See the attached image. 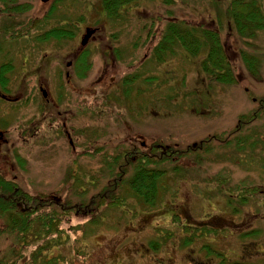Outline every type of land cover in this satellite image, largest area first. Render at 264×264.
<instances>
[{
	"label": "rangeland",
	"instance_id": "obj_1",
	"mask_svg": "<svg viewBox=\"0 0 264 264\" xmlns=\"http://www.w3.org/2000/svg\"><path fill=\"white\" fill-rule=\"evenodd\" d=\"M230 1L172 0L168 4L161 2V0H154L148 3L140 2L133 6L130 15L127 12L121 15V19L126 20L125 22L146 21L148 25L151 23L150 18H152L153 24L156 26L158 23L155 17L161 19L160 24L164 23V19L175 18L184 20L187 23H197L199 26L217 29L220 32L226 55L233 67L234 75L237 78V82L233 85L213 82L208 87L200 84L206 81V76H199L195 71H192L190 76L183 77V85L187 84V86L185 85L186 87H184L182 93L183 99H178L180 104L159 103L156 99L163 93L161 91H151L150 97L142 93L139 105L146 107L140 108L141 113L139 115L128 117L130 128L124 127L118 117L119 115L115 114L117 108H120V105L123 104V99L117 100L115 94L110 95L108 93L111 78L119 79L127 76L126 73L128 72H123V68L127 65L122 63L126 60L112 61L113 57L110 56L108 47L112 43L109 39H105L104 42L98 41L97 46L92 41L87 44L86 47L91 52L92 66L86 77L78 81V84L83 87L80 88L86 90L80 91L85 92L86 99L79 96L77 92L71 95L69 99L66 98L65 91H62L60 95H58L57 90L54 92L59 100L58 110L63 111L68 106L71 111L66 118V123L73 130L72 139H76V148L78 145L80 148L83 147L77 156L70 152L68 139L61 133L53 131L49 134L40 132L36 136L28 135V140H19L14 130V127L22 122L18 117V115H21L20 110L17 108L19 103L0 100V122L3 126L1 128L8 131L12 150L19 151L21 157L26 158L29 164L27 171L19 169L13 172L9 166L4 169L1 164L0 169L9 178H13L14 174L18 175V178H15L17 179V187L33 195L42 193L49 200H54L51 195L55 194L60 197V202L62 200L68 202V199L78 201L79 198L73 192H77L79 188L71 185H81L86 195H90L101 188L100 183L96 181L92 184L84 183L82 179L75 182L77 180L73 179L75 171L82 172L86 178L92 177L93 180L99 176H104L103 180L105 182L110 179L108 174L98 170L102 163V158L98 154L101 147L108 154L112 151L113 146L118 143L124 149L130 147V150L140 153L149 152V147L157 145L155 143H160L162 146L165 145L167 148L172 149L174 147L173 142L175 146L182 149L178 153V159L166 164V160L161 157V149L152 148L151 153L154 156H159V161L147 167L160 171L166 170L164 175L159 177L156 182L158 195L155 204L148 205L143 200L138 199L139 197L128 187L127 180H125L118 195L120 198L124 197L126 205L115 208L103 206L99 209L93 206V213L91 214L85 213L86 209L89 208L88 206L83 211H80L78 207L77 210H73L74 213H69V211L62 215L63 220L60 226L63 232L56 236L55 242H51L54 244L53 247L47 249L52 253L51 262L38 263L33 256L35 248L33 244L11 254L8 246L9 240L7 238L0 239V256L6 253L7 259H9L8 264H83V261H80L81 256L84 250L89 247H91L92 252L91 250L88 251V263L85 264H149L147 247L157 243L155 232L160 228H169L172 225L169 219L161 216L162 212L166 210L164 205L170 207V202L165 203L164 198H171L174 194H178L180 199L185 202L178 206L172 205L171 209L182 217L188 215L194 219H201L206 214L215 211H218L219 216L226 215L227 212H223L222 204H225L228 200L224 199L228 192L226 189L228 184L225 183V181L228 182V178L230 189H234L233 185L238 183V180L243 176L250 178L242 181L241 185L244 188L246 186L252 188L255 187V184H259L261 186L256 185V190L264 189V146L251 141L256 136L248 140L246 147L241 151L235 149L237 146L230 149L222 148L217 145L216 140V138L224 139L225 136H229L230 133L236 130L240 126V122L237 121L238 117L256 105L253 98L264 93V29L258 31L257 36L252 40L240 38L235 33L232 22L227 16L226 7ZM93 2V0L85 1L78 7L72 4L63 7L65 13L74 10L76 14H65L64 18L58 21L57 24L66 22V25H60V27L67 28L73 21H83L85 24L90 25L96 22H105L100 17V13L90 9ZM34 6L35 9L28 12L30 16H34L40 11H46V8L50 5H42L38 0H35ZM6 20L5 17L4 21ZM13 21H16V19H13ZM43 28L45 26L42 24L35 27L30 33L36 34L38 32L37 34H39ZM114 30L115 25L109 24L105 27L103 35L106 37L113 36L115 35ZM155 30V28H151V31ZM1 34L0 31V36ZM9 36L10 34L5 33L0 37V40ZM6 41L9 42H2V47L11 42L9 39ZM7 46V52L14 51L13 43ZM27 47H29V43L24 40L22 48ZM42 48L55 51L53 53L57 61L55 71L59 73L55 75L58 77V85L63 86V63L71 57L75 49L74 41L40 44L39 55L42 53ZM239 49L257 56L259 62L258 77H254L248 72L239 57ZM142 54H145V51L139 50L137 56L131 60L133 71L136 69V62L142 58ZM167 61L170 62L167 70L174 77L191 72L185 71L190 69V65L179 54L171 56ZM145 69L147 73L153 74V66L146 65ZM129 71L131 72V69ZM183 71L185 72L182 73ZM157 74L162 75L160 79L158 78V81L167 80L164 68H162V71L158 70ZM94 82H97V87L89 88V85ZM198 83L199 85H197ZM151 85L153 84L151 83ZM100 99L101 102H99ZM125 100L128 103H133L134 97L127 95ZM80 101L81 105L79 107ZM36 103L38 104L39 100ZM86 105L90 110L85 112V116L82 118L80 108ZM95 106H101L99 109H103V112L101 114L93 112L92 109ZM28 117L29 113L26 114L24 119H28ZM257 118L259 119L250 122H248V119L240 126V132L243 136L262 134L260 141L264 144V115L259 114ZM4 119L6 123L2 121ZM84 124L86 127L94 124L100 126L105 124L107 129L103 135L89 136ZM222 131H224L222 133L224 136L214 134V139L207 140L206 148L186 151L185 148L188 144L191 147L190 143L204 139L209 133H220ZM140 141H144L145 144L141 145ZM212 142L220 147V150L219 148L210 149L212 148ZM84 150L87 151V154L83 153ZM205 150L210 153L203 154L202 152ZM242 153L245 156L238 157ZM247 153L252 157L246 156ZM258 155H260L259 159L254 158ZM140 157H137V160ZM18 168L19 165L17 164ZM231 170L232 174L228 177ZM211 171L219 172L213 175V182L215 186L220 184L224 186L221 190V193L225 196L224 200L216 195L215 187L208 186L209 177L207 176L211 175ZM68 185L71 188H68ZM247 195H249V192ZM254 196H261V193ZM187 201L191 204H187ZM231 201L229 208L234 205L232 197ZM166 212L168 214L172 213L170 209H167ZM67 216L68 219H66ZM172 228L174 229V227ZM48 238L49 236L40 239L38 244L47 241Z\"/></svg>",
	"mask_w": 264,
	"mask_h": 264
},
{
	"label": "flooded vegetation",
	"instance_id": "obj_2",
	"mask_svg": "<svg viewBox=\"0 0 264 264\" xmlns=\"http://www.w3.org/2000/svg\"><path fill=\"white\" fill-rule=\"evenodd\" d=\"M134 5V2H130L123 5L122 9H125L128 15H130ZM106 15V22H96L90 25L82 21L68 26H76V34L73 33V35L68 36V41H74L75 49L69 60L63 63V86L58 85V77L55 75L59 74L55 71V64L57 63L53 56L55 51L44 50L40 55L38 53L40 44L38 32L36 33L37 35H23V31L18 27L15 35L11 33L8 38H1L0 100L9 103H19L17 108L20 110L21 115H18V117L22 122H20V125L14 127L19 140H28V135L36 136L40 132L48 134L51 131L61 133L68 139L70 152L74 156H77L83 147L80 148L78 145L76 148V139H72L73 130L66 123V118L71 111L68 106L63 111L58 110L59 100L54 95V92L56 90L59 93L65 91V96L68 99L77 92L79 96H83L86 99L85 92H80L86 90L80 88L82 85L78 84V81L86 77V73L92 66L91 52L86 47L87 44L92 41L97 46L98 41L104 42L105 39H109L112 43L111 46H108L109 54L113 57L112 61L116 60L118 62L120 59H125L126 61L122 63L127 66L123 68V72H128V74L132 75L134 73L132 64L130 63L131 60L137 56L136 54L139 50L149 51L152 49L154 44L165 34L167 28L158 22L154 26L153 20H150L151 23L148 25L146 21L125 22L126 20L118 19L116 22H113V19ZM58 21L60 20L51 21L49 26L66 25V22L58 25ZM109 21H112L115 25V35L106 37L103 33L105 32V27L112 24V22L108 23ZM86 26L93 28L89 31L91 35L84 46H79L80 43H84L87 37V33L84 34ZM151 28L156 29L155 34H151ZM156 35H158L157 39ZM8 39L11 40L9 44L14 43V51L7 52V45L9 44L2 47V42L8 43L9 41H6ZM21 40L29 43V47L22 48L23 41L18 43ZM130 69L131 72L129 71ZM118 81L113 78L110 79L109 94L112 95L120 87L127 89L130 85L126 77ZM91 87L96 88L97 82L91 83L89 88ZM142 89L145 91L149 89V86H144ZM175 90H179L178 85H175ZM37 100H39L38 104L36 103ZM99 102H101V99ZM137 103L138 101L135 100L133 103L125 102L120 108H117V112L122 114L118 117L124 127L130 128L128 117L129 114L135 116L134 106ZM80 105L81 101L78 106L80 107ZM99 108L101 106H95L92 110L95 113L101 114L103 109ZM80 110H82L81 117L83 118L85 112L90 109L86 105L80 108ZM27 113H29V117L28 119H24ZM2 121L6 123L5 119ZM1 127L3 126L0 122V164L4 169H7L9 166L15 172L18 170L15 153H19V151L12 152L8 131ZM85 129L87 130L86 125ZM96 129L98 131L90 132L88 135H103L105 133L104 130L107 129V125L100 126L97 124ZM140 143L141 145L145 144L142 141ZM118 144L113 146L112 151L106 157L102 151L98 153L102 158L101 166L98 169L100 172L110 171V166L114 170H119L120 162L123 159L126 162L124 165L128 166L127 169H133L134 166L149 169L146 167L145 161L150 155H154L151 153L152 148L161 149V157L174 152L168 150L170 148H165V145L162 146L160 143H155L157 145L150 146V151L146 153L132 151L130 147H127L122 150L121 154H118L115 149ZM114 152L115 156L119 155V158L114 160L115 164H113V156H111V153ZM83 153L87 154V151L84 150ZM139 156L142 158L136 161V158ZM127 162L130 163L127 164ZM72 165L75 166L73 163ZM124 165L123 167H125ZM214 174L216 173L212 172L209 186L215 187L214 189L218 193L224 186L222 184L215 186L213 182ZM0 176L6 179L1 169ZM17 177V174L13 175V178ZM244 179H246V176H243L238 180V183L233 185L234 189H230L229 178L228 182L225 181L228 184L224 183L228 191L227 195L230 198L232 197L234 201V205L230 208L227 205L225 206L224 211L227 212L225 216L211 213L200 220H192L188 215H186V218H183L176 212L169 214L168 219H171V215L172 219H174V216L177 217L174 220L176 228L160 229L157 234L159 241L147 248L149 264H264V189L256 190V185L261 186L259 184H255V187L253 186L252 188H244L241 185ZM93 182L91 181V184ZM113 182V179H109L103 186L111 185ZM248 192L249 195H247ZM260 193L261 196H254ZM179 202L183 204L185 201L179 200ZM226 202L228 204L232 203L230 199ZM186 203L189 204L188 201ZM226 216L228 217L226 218ZM164 218L167 219L166 217Z\"/></svg>",
	"mask_w": 264,
	"mask_h": 264
},
{
	"label": "trees",
	"instance_id": "obj_3",
	"mask_svg": "<svg viewBox=\"0 0 264 264\" xmlns=\"http://www.w3.org/2000/svg\"><path fill=\"white\" fill-rule=\"evenodd\" d=\"M100 1L102 9L106 14L110 17H116L120 7L136 0ZM171 2L172 0H165V3L170 4ZM33 4L34 0H0L1 36L5 33L10 35L12 33L14 35L18 27L22 31L24 28L28 30V28L33 26V21L36 25L47 23L50 19L51 11L35 19L29 16L28 12ZM226 12L232 22L235 33L240 38L252 40L257 36L258 31L264 29V0H231L226 7ZM5 17H7L6 21H4ZM16 18L20 23H18L17 29L14 30L13 28L17 21H13V19ZM166 25L165 34L162 35L158 44L152 50L157 61H163V58L167 55H175L176 49H179L182 51L183 56L193 59L202 57L200 68L210 80L231 85L236 83V77L227 59L220 32L217 29L187 24L184 20H169L166 22ZM65 34L66 31L51 28L39 34V40L44 41L51 37L61 38ZM239 57L248 72L254 77H258L259 62L257 56L246 50L239 49ZM255 102L256 105L253 108L238 117L240 126L247 122L248 119V122H250L251 120L259 119L257 118L259 114L264 115V94L255 98ZM212 138L214 137L209 136L205 138L197 148H206L208 144L207 140H211ZM247 142L248 135L243 136L240 134L236 138L224 137V142L220 145L237 146V149L241 151L246 147ZM115 149L116 153L121 154L124 148L118 144ZM98 151H102L105 157L108 156L107 151L101 149ZM202 153L208 154L210 152L205 150ZM115 155V152L111 155L113 156V164H115L114 160L119 158V155ZM173 156L174 154H169L163 158L168 164L172 161ZM158 161L159 156L150 155L146 159L145 165L147 167L148 165L156 164ZM125 163L123 159L120 162L119 170H114L110 166V171H104V174H108L110 179L114 180L111 185L103 186L90 195L73 192L79 198L78 201L68 199V202L62 203L47 199L41 200L37 197L39 194L33 195L23 191L12 181L4 180L0 176V239L7 238L9 240L8 246L11 254L33 244L35 246L33 256L37 259L38 263L51 262L50 257H52V253L47 251V249L53 247L54 244L51 242H55L56 236L63 232L60 226L63 220L62 215L69 211V213H74L73 210L80 207L82 201L86 202L84 206H88L89 208L96 206V209L103 206L122 205L123 199L119 197L118 193L121 186L125 183L124 181L127 180V184L133 192L146 204L152 205L157 195L156 179L163 172L135 166L133 169H127L128 166H125ZM48 236L47 241L38 244L40 239ZM8 262L7 254H2L0 256V264H8Z\"/></svg>",
	"mask_w": 264,
	"mask_h": 264
},
{
	"label": "bare ground",
	"instance_id": "obj_4",
	"mask_svg": "<svg viewBox=\"0 0 264 264\" xmlns=\"http://www.w3.org/2000/svg\"><path fill=\"white\" fill-rule=\"evenodd\" d=\"M71 1H74V0H71ZM69 12H72V11H69ZM105 12V11H104ZM106 13V12H105ZM231 65V64H230Z\"/></svg>",
	"mask_w": 264,
	"mask_h": 264
},
{
	"label": "water",
	"instance_id": "obj_5",
	"mask_svg": "<svg viewBox=\"0 0 264 264\" xmlns=\"http://www.w3.org/2000/svg\"><path fill=\"white\" fill-rule=\"evenodd\" d=\"M42 1H47V0H42Z\"/></svg>",
	"mask_w": 264,
	"mask_h": 264
}]
</instances>
